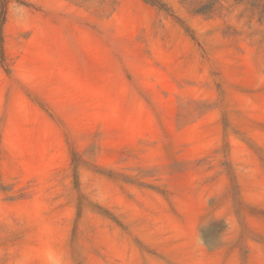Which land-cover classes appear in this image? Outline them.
I'll use <instances>...</instances> for the list:
<instances>
[{
	"label": "rangeland",
	"instance_id": "rangeland-1",
	"mask_svg": "<svg viewBox=\"0 0 264 264\" xmlns=\"http://www.w3.org/2000/svg\"><path fill=\"white\" fill-rule=\"evenodd\" d=\"M48 245L264 264V0H0V264Z\"/></svg>",
	"mask_w": 264,
	"mask_h": 264
},
{
	"label": "clouds",
	"instance_id": "clouds-1",
	"mask_svg": "<svg viewBox=\"0 0 264 264\" xmlns=\"http://www.w3.org/2000/svg\"><path fill=\"white\" fill-rule=\"evenodd\" d=\"M227 224V221L225 220ZM198 244H203L200 235L197 240ZM204 245V244H203ZM41 264H68V258L64 252L59 250L54 245H48L41 250L40 253ZM14 264H32V256L30 253L23 255L14 254Z\"/></svg>",
	"mask_w": 264,
	"mask_h": 264
}]
</instances>
